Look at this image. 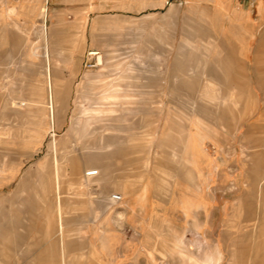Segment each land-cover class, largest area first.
I'll list each match as a JSON object with an SVG mask.
<instances>
[{
	"label": "rangeland",
	"instance_id": "1",
	"mask_svg": "<svg viewBox=\"0 0 264 264\" xmlns=\"http://www.w3.org/2000/svg\"><path fill=\"white\" fill-rule=\"evenodd\" d=\"M36 6L41 18L10 24L20 36L4 32L0 39V192L22 191L21 198L10 201L45 207L46 195L58 196L57 168L59 194L65 195L68 183L78 180L77 159L120 150L118 159L141 155L148 190L152 185L168 196L176 178L181 186L194 185L184 163L189 164L188 149L196 143L194 196L174 199L172 205L192 216L198 229L211 225L190 236L197 258L203 257L205 242L219 240L222 264H264V120H259L264 114V23L257 28L256 52L245 59L229 54L226 40L193 33L197 26L214 29L189 0H49L45 21L43 2ZM77 18L84 20L76 23ZM74 36L79 37L77 49ZM99 53L103 64L97 66ZM227 60L232 71L221 64ZM179 61L185 68L176 67ZM230 74L255 84L252 114H245L249 97L226 101L221 84ZM113 87L118 99H102ZM161 95L165 117L157 112L162 103L146 101ZM15 100L21 109L13 108ZM206 122L218 131L221 146L211 177L205 151L199 150ZM28 192H37V198ZM117 221L126 237L124 216L117 214ZM188 251L182 255L194 261ZM177 259L168 260L194 264Z\"/></svg>",
	"mask_w": 264,
	"mask_h": 264
},
{
	"label": "crops",
	"instance_id": "2",
	"mask_svg": "<svg viewBox=\"0 0 264 264\" xmlns=\"http://www.w3.org/2000/svg\"><path fill=\"white\" fill-rule=\"evenodd\" d=\"M189 1L200 18L214 29L206 31L202 26H197L193 30L195 35L211 33V37L226 40L229 54L238 53L245 59L256 52L255 40L259 38L257 28L264 23V0ZM42 2L45 21L49 0H0V39L6 37L4 32H8L7 37L20 36L10 24L41 18L37 15L36 5L42 7ZM83 20L77 18L76 23H82ZM13 32L16 35L13 36ZM78 40V36L71 38L73 48L77 49ZM45 49L48 58L49 47L46 46ZM102 64L103 58L99 53L97 66ZM184 64L179 61L176 67L185 68ZM221 64L226 71L233 70L230 61H223ZM87 76L88 74L85 75ZM208 78L206 74L205 79ZM47 80H51V74ZM221 85L227 88L224 94L226 101H245L246 97H249L248 100L252 99L245 105V114H252L256 109L254 97L257 96L252 80L230 74ZM112 91L116 92V89L113 87L106 90L101 98L118 99L120 95ZM155 97L157 98L148 96L146 101L162 103L160 112H157L165 117V96ZM64 99L61 93L60 101L64 103ZM18 101H13V108L17 110L23 107L17 104ZM49 103L50 118L53 120L52 94ZM262 119L264 120V114L259 113V120ZM217 132L206 122L199 148L205 151L204 157L210 163V177L221 148ZM159 135L158 131L157 138ZM193 145L191 143L188 149L189 164L184 163V166L186 172L190 171L188 178L194 185L189 183L181 186L176 178L174 189L168 196L160 190H154L152 185L148 190L151 182L148 171L142 169L141 155L134 159H118L120 150L111 153L100 151L77 159L73 171L78 180L68 183L67 194L60 193L59 201L57 193L50 197L46 195L48 205L45 207H41L36 201H10L21 198L24 195L22 191H1L0 264H170L168 259L171 256L177 257L179 262L196 264V261L205 260L210 264H222L224 255L221 241L217 240L215 245L205 242L203 257L199 259L195 250L196 243L190 237L197 231H208L211 225L204 223L198 229L192 216L187 217L179 205H172L174 199L194 196L192 191L197 182L198 148L196 143ZM11 173L15 175L17 172L11 170ZM116 192L123 196L119 202L112 198V194ZM37 195V192H28L29 198H37ZM166 198L169 201H165ZM188 206L197 207L193 202H188ZM117 214L124 216L123 224L128 230L126 237L118 228ZM195 214L193 211L194 217ZM186 250H189V255L195 258V262L182 255Z\"/></svg>",
	"mask_w": 264,
	"mask_h": 264
},
{
	"label": "bare ground",
	"instance_id": "3",
	"mask_svg": "<svg viewBox=\"0 0 264 264\" xmlns=\"http://www.w3.org/2000/svg\"><path fill=\"white\" fill-rule=\"evenodd\" d=\"M55 162L57 163L58 160L55 159ZM55 177H56V184H57V191H58V201H59L60 200V194H59L60 183H59V180H58V168L55 171Z\"/></svg>",
	"mask_w": 264,
	"mask_h": 264
},
{
	"label": "built area",
	"instance_id": "4",
	"mask_svg": "<svg viewBox=\"0 0 264 264\" xmlns=\"http://www.w3.org/2000/svg\"><path fill=\"white\" fill-rule=\"evenodd\" d=\"M112 198L116 201H121L123 196L119 193H114V194H112Z\"/></svg>",
	"mask_w": 264,
	"mask_h": 264
}]
</instances>
